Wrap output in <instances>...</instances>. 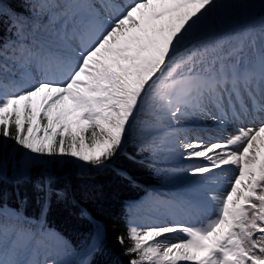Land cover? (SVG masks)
Returning <instances> with one entry per match:
<instances>
[{
  "label": "snow or ice",
  "instance_id": "obj_1",
  "mask_svg": "<svg viewBox=\"0 0 264 264\" xmlns=\"http://www.w3.org/2000/svg\"><path fill=\"white\" fill-rule=\"evenodd\" d=\"M24 7L27 14L0 3L9 33L0 37V151L8 140L24 150L11 157L18 184L31 180L41 157L106 168L121 154L153 165L178 155L198 161L186 173L201 184L233 166L222 194L197 188L202 196L184 202L195 222L130 219L116 239L129 242L127 264H264V17L218 35L222 15L244 4L25 0ZM207 120L233 131L205 139L196 128ZM56 185L50 169L32 185L41 209L32 219L0 193V264H67L57 257L69 242L46 224L52 202L67 199ZM102 242L98 228L85 251Z\"/></svg>",
  "mask_w": 264,
  "mask_h": 264
},
{
  "label": "trees",
  "instance_id": "obj_2",
  "mask_svg": "<svg viewBox=\"0 0 264 264\" xmlns=\"http://www.w3.org/2000/svg\"><path fill=\"white\" fill-rule=\"evenodd\" d=\"M253 4L258 13L264 12V0ZM5 10L27 14L25 0H0ZM251 12L255 8L248 7ZM214 32L220 33L216 26ZM7 17L0 24V37L7 38ZM3 138H0L2 140ZM6 147L0 151L5 157V168L0 175V193L3 203L10 208H20L29 219L40 214V205L36 202L32 185L40 179L45 169H50L57 177L56 187L67 193L66 200H54L48 210L46 224L52 230L60 233L70 245L65 253L69 264H127L129 257L124 254L129 242L121 246L116 237L125 233L127 223L135 219L141 225L159 222L152 219L153 213H162L164 204L158 201H171L176 197L173 182L179 176L186 174V169L197 162L184 163L177 155L171 160L155 165L149 162L129 160L127 156L118 155L109 167L95 168L71 158H58L55 165L49 163L50 158H38L33 169L31 180L27 184H18L14 160L11 157L23 152L15 142H4ZM122 174H118V171ZM172 188V189H170ZM19 192L27 196V202L19 204ZM150 198H155L149 203ZM86 210L87 215H81ZM103 234V242L98 250L88 254L86 243L97 229ZM58 258V257H57Z\"/></svg>",
  "mask_w": 264,
  "mask_h": 264
},
{
  "label": "rangeland",
  "instance_id": "obj_3",
  "mask_svg": "<svg viewBox=\"0 0 264 264\" xmlns=\"http://www.w3.org/2000/svg\"><path fill=\"white\" fill-rule=\"evenodd\" d=\"M260 1V0H259ZM229 2L232 3H237V4H244V8H238V9H230L228 12L224 13L222 16V26L224 28H233L241 22L243 17H247L248 14H252L254 11L250 12L249 9L246 6V3H250V6L252 8H255L256 6L253 4V0H229ZM256 3V2H255ZM126 4L122 3V6H125ZM238 14L241 15V18H239ZM258 123V122H256ZM251 126V125H250ZM233 129L231 126L228 127L227 131H223L219 127H217L211 120L204 121L199 127L196 128V134L202 135L205 139H208L210 137L215 138V136L220 135L221 133L227 137V135L232 132ZM223 177L225 178L224 180H221L219 182H216L215 187L210 188L211 190L222 194L224 191H226L229 187L230 181L234 178V176L237 174V169H235L233 166H227L223 171ZM196 176H188V181L189 180H194L195 181ZM182 182H184V179H181ZM177 183H180V181H177ZM201 189L204 190V187L197 186L195 184H190L187 189V194L185 195V198L190 199V198H200L202 196V191L199 192H193L194 189ZM175 211H172L171 215H174ZM206 219V217H200V220L203 221ZM195 222V221H192ZM182 238L180 235H173L171 239L175 241L176 239ZM43 259V257H40ZM62 260L66 261L65 258Z\"/></svg>",
  "mask_w": 264,
  "mask_h": 264
}]
</instances>
